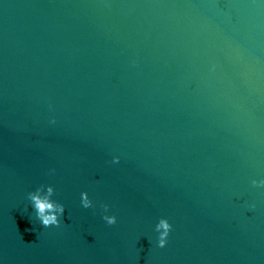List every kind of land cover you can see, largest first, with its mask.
Returning a JSON list of instances; mask_svg holds the SVG:
<instances>
[{
    "label": "water",
    "instance_id": "water-1",
    "mask_svg": "<svg viewBox=\"0 0 264 264\" xmlns=\"http://www.w3.org/2000/svg\"><path fill=\"white\" fill-rule=\"evenodd\" d=\"M253 180L264 0H0V264H264Z\"/></svg>",
    "mask_w": 264,
    "mask_h": 264
},
{
    "label": "clouds",
    "instance_id": "clouds-1",
    "mask_svg": "<svg viewBox=\"0 0 264 264\" xmlns=\"http://www.w3.org/2000/svg\"><path fill=\"white\" fill-rule=\"evenodd\" d=\"M55 121L53 120V123ZM113 163H119V157H114L113 158ZM54 171V170H53ZM253 185L257 186H264V180L257 182L256 180L252 181ZM52 190L49 189V193L51 194ZM30 195L31 201H33V206L34 209L37 212V218L42 222V225L44 227H49V226H59L60 220L57 218V214L60 216L63 215L65 208L64 205L58 204L55 202H49L47 198L41 199L37 195ZM83 196V201H82V206L84 208H90L93 206L92 201L88 198L87 194H82ZM104 210H108V206L104 205ZM252 208L255 207V205H251ZM103 219L107 222L109 225H113L117 222L116 217L114 215L112 216H107L104 215ZM163 229L161 232L160 229ZM172 229L171 224L168 222L167 219L161 218L158 222V225L156 227V231L159 233L158 237V246L160 248H163L167 244V238L170 234V231Z\"/></svg>",
    "mask_w": 264,
    "mask_h": 264
}]
</instances>
